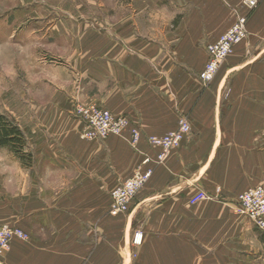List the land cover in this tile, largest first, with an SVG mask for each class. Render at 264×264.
Wrapping results in <instances>:
<instances>
[{
  "label": "crops",
  "instance_id": "obj_1",
  "mask_svg": "<svg viewBox=\"0 0 264 264\" xmlns=\"http://www.w3.org/2000/svg\"><path fill=\"white\" fill-rule=\"evenodd\" d=\"M89 13L72 59L79 94L127 116L141 140L132 146L130 128L82 138L70 113L77 91L34 108L20 125L31 163L0 147V224L27 234L2 264H264V232L237 213L243 191L264 187V0H114ZM242 15L247 37L204 87L207 45ZM183 115L190 135L156 164L148 137ZM147 155L151 178L114 214L113 190ZM199 190L207 197L192 203Z\"/></svg>",
  "mask_w": 264,
  "mask_h": 264
},
{
  "label": "rangeland",
  "instance_id": "obj_2",
  "mask_svg": "<svg viewBox=\"0 0 264 264\" xmlns=\"http://www.w3.org/2000/svg\"><path fill=\"white\" fill-rule=\"evenodd\" d=\"M113 3L114 0H0V114L21 128L34 108L63 105L74 91L78 92L70 107L74 118H79L77 100L85 105L95 103L83 101L79 94L81 79L72 63L75 38L79 39L77 26L91 22L89 12ZM202 84L209 86L203 81ZM111 210L117 213L113 207Z\"/></svg>",
  "mask_w": 264,
  "mask_h": 264
},
{
  "label": "built area",
  "instance_id": "obj_3",
  "mask_svg": "<svg viewBox=\"0 0 264 264\" xmlns=\"http://www.w3.org/2000/svg\"><path fill=\"white\" fill-rule=\"evenodd\" d=\"M249 8L257 7L259 0H244ZM247 15L238 16L236 21L221 34L214 42L207 45L208 60L200 72L199 77L205 84H210L217 75L220 66L234 51L235 45L242 42L248 35ZM76 113L84 122L81 137L88 140L105 139L111 135L123 134L127 129L131 131V143L137 147L142 133L132 126L127 116L117 115L109 109L96 103L82 104L77 100ZM192 126L189 118L183 115L179 119L176 129L163 135H151L148 137L150 144L158 146L160 151L156 157V163L164 161L171 150L182 144L191 133ZM153 158L145 156L134 174L117 186L112 192V207L117 212H127L137 193L144 187L152 175L153 168L147 167ZM207 197L206 192L199 190L192 198V203H197ZM237 213L246 215L253 220L255 225L264 232V187L262 185L251 187L243 191L238 197ZM26 239V232L19 226L9 223L0 224V264L1 258L10 249L13 239ZM143 241V233L138 231L134 235V243Z\"/></svg>",
  "mask_w": 264,
  "mask_h": 264
},
{
  "label": "trees",
  "instance_id": "obj_4",
  "mask_svg": "<svg viewBox=\"0 0 264 264\" xmlns=\"http://www.w3.org/2000/svg\"><path fill=\"white\" fill-rule=\"evenodd\" d=\"M27 140L24 131L17 123L0 114V146L8 147L23 162L31 163L32 154L26 150Z\"/></svg>",
  "mask_w": 264,
  "mask_h": 264
},
{
  "label": "bare ground",
  "instance_id": "obj_5",
  "mask_svg": "<svg viewBox=\"0 0 264 264\" xmlns=\"http://www.w3.org/2000/svg\"><path fill=\"white\" fill-rule=\"evenodd\" d=\"M120 135H121V134H120ZM154 162L156 163V160H155ZM156 164H157V163H156ZM158 164H159V163H158ZM153 171H154V170H153ZM152 174H153V172H152ZM151 176H152V175H151ZM150 178H151V177H150ZM150 178H149V179H150ZM148 181H149V180H148ZM148 181H147V182H148ZM147 182H146V183H147ZM146 183H145V184H146ZM144 186H145V185H144Z\"/></svg>",
  "mask_w": 264,
  "mask_h": 264
}]
</instances>
